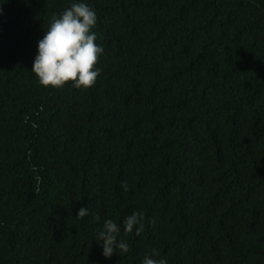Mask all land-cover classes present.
I'll use <instances>...</instances> for the list:
<instances>
[{"label":"trees","instance_id":"trees-1","mask_svg":"<svg viewBox=\"0 0 264 264\" xmlns=\"http://www.w3.org/2000/svg\"><path fill=\"white\" fill-rule=\"evenodd\" d=\"M71 3L0 0V264H264V0H87L101 75L41 86ZM134 211L106 259L97 233Z\"/></svg>","mask_w":264,"mask_h":264},{"label":"clouds","instance_id":"clouds-1","mask_svg":"<svg viewBox=\"0 0 264 264\" xmlns=\"http://www.w3.org/2000/svg\"><path fill=\"white\" fill-rule=\"evenodd\" d=\"M96 24V12L87 0H72L69 7L52 18L43 37L37 42L31 71L41 86L60 88L70 83L74 88L87 89L96 83L101 75L98 60L104 51L96 43ZM121 187L127 191L126 183ZM89 215V208L82 207L76 216L82 219ZM142 221V214L136 211L124 218L122 225L106 219L94 239L99 241L102 255L108 259L117 251L127 253L128 243L122 238L118 239L121 228L126 234L135 231L139 235ZM141 264H168V259L153 250L143 256Z\"/></svg>","mask_w":264,"mask_h":264}]
</instances>
